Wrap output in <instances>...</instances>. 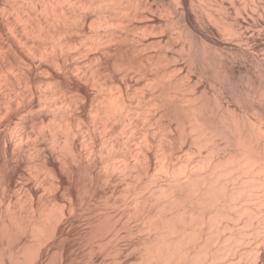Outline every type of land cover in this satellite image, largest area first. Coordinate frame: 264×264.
Returning <instances> with one entry per match:
<instances>
[{
    "label": "bare ground",
    "instance_id": "bare-ground-1",
    "mask_svg": "<svg viewBox=\"0 0 264 264\" xmlns=\"http://www.w3.org/2000/svg\"><path fill=\"white\" fill-rule=\"evenodd\" d=\"M175 1L170 10V0H0V217L48 219L46 229L37 226L54 233L61 217L73 213L96 222L94 233L108 225L117 231L109 217L120 209L105 208L106 186L115 181L120 195L138 194L144 226L157 233L143 240L141 264H194L196 258L199 264H264V87L251 84L245 97L239 92L238 101L253 103L233 112L219 96L211 104L191 96L196 83L172 74L176 39L187 52V73L217 57L223 73L229 71L228 58L194 46L197 37L257 58L254 72L264 76V58L257 56L264 53V0H179L180 8ZM153 14L165 17L139 25ZM188 113L191 132L213 161L180 154L188 163L178 162L170 114L180 137ZM229 143L233 149L220 155ZM15 158L25 168L10 167ZM157 168L166 184L142 194ZM83 175L91 180L84 193ZM154 197L162 198L159 214L149 205ZM171 209L174 221L166 213ZM34 245L22 259L21 250H1L0 264H39L41 246Z\"/></svg>",
    "mask_w": 264,
    "mask_h": 264
},
{
    "label": "rangeland",
    "instance_id": "rangeland-1",
    "mask_svg": "<svg viewBox=\"0 0 264 264\" xmlns=\"http://www.w3.org/2000/svg\"><path fill=\"white\" fill-rule=\"evenodd\" d=\"M175 1V0H174ZM174 1L173 0H170V10H172V7L171 6H173V5H175V3H174ZM177 2L179 1V0H176ZM175 1V2H176ZM172 2H173V4H172ZM177 2H176V4H177ZM164 3V5L166 6V1L165 2H163ZM179 3V2H178ZM159 4H161V6H159L160 8L163 6L162 5V3H159ZM172 4V5H171ZM179 5V6H178ZM177 6L180 8V6H181V4L179 3V4H177ZM170 13L171 14H173L172 13V11H170ZM156 14V13H155ZM155 14H153V15H150V18L151 17H153L154 16V18H151V19H145V20H142V21H139V25H144V24H146L145 23V21L147 22V23H150V21L152 22V21H154V23H157L158 22V20L159 21H161L162 19H164L163 17H165V15H162L161 17L160 16H158V14L157 15H155ZM170 14V16H173V15H171ZM159 17V18H158ZM171 18V17H170ZM158 19V20H157ZM157 20V21H156ZM156 21V22H155ZM142 22H144V24L142 23ZM213 28V27H212ZM212 28H208L209 30H210V34H213V35H215V36H217L219 33L217 32V31H215V28L212 30ZM207 29V28H206ZM208 31V30H207ZM212 31V32H211ZM175 40V39H174ZM178 39H176V41H175V43L173 44V47H174V50L173 51H175L176 53L178 52V54H176L175 56H176V62H174L173 63V65L175 66H178V70H175L174 72H172V74L173 75H175V76H182V75H185V74H187L186 75V77L187 78H189V81L191 82V83H196L195 84V88H194V90L192 91V92H189V94H191V96L192 95H194V96H200V99H201V96H202V98H204V99H208V101L210 102V104L211 103H213L214 102V100L219 96V98H220V100H222L223 101V104H227V106H228V108L230 109V111L232 110L233 112H238L240 109H242L243 107V109H245V106L249 103V105H251L253 102L252 101H250V100H248V103H247V101H244V100H242L241 99V101H242V103H243V101H244V105L241 103V101L239 102L238 101V97L237 96H241L242 94V96L243 97H245L244 96V94H246V93H244V92H247L246 90L249 88V86L251 85V84H254V85H258L257 87L258 88H261V87H264V76L262 75L261 76V74H257L256 72H254L255 71V69H256V66H257V64L255 63V62H257L258 60H257V58H255V57H252V56H249V55H244V54H242V53H240L241 55L238 57V55H239V53L237 54V53H235V52H232V51H229V49L227 48V49H224V47L223 48H220V47H216V46H214L213 44H209L208 45V42L207 41H201L202 39H199V38H195L194 37V46H200L201 45V47H203L204 46V48H205V46L208 48V50L209 49H211V50H209V52L212 54V53H214L213 55H217V56H221V57H226V58H228L229 59V63L227 64L228 66H229V71L231 72H229V71H227L225 74L223 73V71H222V65H221V63H220V61H217V58H213V59H215V60H208V62H206V64L204 63V65H203V67L204 68H206V69H203V67L202 68H199V67H197V68H192L188 73L186 72V70H187V68H188V61H186L188 58H187V54H185V53H187L186 51H183V50H181V46H180V44L182 45V41L179 39L178 41H177ZM196 40V41H195ZM227 40H230V38H228ZM181 41V42H180ZM201 41V42H200ZM180 43V44H179ZM203 43V44H202ZM213 45V46H212ZM196 46V47H197ZM180 47V48H179ZM215 47H216V49H215ZM206 48V49H207ZM215 50H214V49ZM220 48V49H219ZM178 50H180V52L178 51ZM225 50H227V51H225ZM212 51V52H211ZM216 52H218V53H216ZM261 52H264V51H261ZM234 53H235V55H234ZM258 53V59H262V58H264V53L262 54V53H260V52H257ZM185 54V55H184ZM219 54H224L223 56L222 55H219ZM180 55V56H179ZM230 55V56H229ZM242 56L244 57V58H242ZM185 57V58H184ZM215 57V56H214ZM232 57V58H231ZM261 57V58H260ZM232 60H231V59ZM235 60H234V59ZM251 58H253V59H251ZM227 59V60H228ZM219 60V59H218ZM255 60H257V61H255ZM210 61V62H209ZM186 62V63H185ZM212 62V63H211ZM219 62V63H218ZM231 62V63H230ZM253 62V63H252ZM211 64V66H210V64ZM185 64V65H184ZM255 64V65H254ZM172 65V66H173ZM205 65H206V67H205ZM209 65V67H208V69H207V66ZM218 65H220V66H218ZM228 66H226V67H228ZM255 68H254V67ZM199 68V69H198ZM212 68V69H211ZM219 68V69H218ZM251 68H253V69H251ZM177 69V68H176ZM181 69V70H180ZM201 69V70H200ZM215 69H216V71H215ZM232 70V71H231ZM203 71V72H202ZM202 72V73H201ZM219 72V73H218ZM201 73V74H200ZM226 75H227V77H226ZM230 76V78H229V76ZM225 77V78H224ZM229 78V79H228ZM253 79V80H252ZM254 81V82H253ZM237 82V83H236ZM247 82V83H246ZM213 84H214V86H213ZM246 84V85H245ZM249 84V85H248ZM263 85V86H262ZM246 86V87H245ZM248 86V87H247ZM236 87V88H235ZM242 87H244V88H242ZM238 88V89H237ZM242 88V89H241ZM216 89V90H215ZM146 90V92L148 93V91H150V90H148V89H144V91ZM148 90V91H147ZM219 90V91H218ZM236 92V93H235ZM239 92H241L242 94H240ZM219 93V95H217ZM236 94V95H235ZM217 95V96H216ZM214 96V97H213ZM235 96H236V98H235ZM241 96V97H242ZM192 99V98H191ZM244 99H246V98H244ZM237 100V101H236ZM247 100V99H246ZM239 102V103H238ZM246 102V103H245ZM251 102V103H250ZM189 103H190V97H187V101L185 102V104H184V106L186 105H189ZM239 104V105H238ZM241 105V106H240ZM248 105V106H249ZM185 106V107H186ZM243 106V107H242ZM247 106V107H248ZM240 107V108H239ZM249 108V107H248ZM234 109H235V111H234ZM250 112V115L252 114V112L251 111H249ZM251 116H253V115H251ZM183 128H185V129H183L184 130V133L182 134V135H180V137H179V135H178V130H180L181 129V126H179L178 124L176 125V119L175 118H173V115L172 114H170V129H171V131L172 132H174V134H176V139H175V141H174V151H175V153L176 154H178L177 156H178V159H179V163H181L180 165L181 166H183V164L186 162V159L185 158H187V156H189V157H191V158H193V159H197L198 161H199V158H200V160L202 159V158H204V159H202V160H204L205 162L207 161V160H210V161H213L214 160V155L212 156V154L211 153H209V152H207V150L208 149H206V147L205 146H203V145H199V142L197 141V139H196V137H195V134H193L194 133V131H192L191 129V127H192V122H191V119H189V113H188V117H183ZM190 121V122H189ZM174 124V125H173ZM181 131V130H180ZM193 133H192V132ZM187 133V134H186ZM186 134V135H185ZM185 135V136H184ZM182 136V137H181ZM184 136V137H183ZM195 138H193V137ZM220 137L221 136H219L218 138L220 139ZM221 139H222V137H221ZM219 140V142L223 145L224 143H223V141H224V139L223 140ZM195 140V141H194ZM198 142V143H197ZM226 145V144H225ZM229 146V147H228ZM228 146L226 145L225 147H228V148H230V149H228V148H226L225 149V147L223 148L222 147V149H220V155L222 154H226L227 155V152L229 151V150H232L233 149V145H232V143H229L228 144ZM232 147V148H231ZM228 150V151H227ZM188 151V152H187ZM227 151V152H226ZM207 152V153H206ZM225 152V153H224ZM187 153V154H186ZM191 153V154H190ZM209 153V154H208ZM185 155L186 154V156H181V155ZM193 154V155H192ZM204 154H205V156H204ZM179 155H180V157H185L184 158V160H183V158H181L180 159V157H179ZM209 155H211L212 157H210ZM208 157H209V159H208ZM213 158V159H212ZM188 159V158H187ZM212 159V160H211ZM17 160V161H16ZM196 160V161H197ZM200 162H203V161H200ZM205 162H203V163H205ZM151 166H152V168H155V167H157L156 166V162L152 159L151 160ZM178 163V164H179ZM186 163H188V162H186ZM199 163V162H198ZM11 166L10 167H12V166H14L15 165V168L17 167V168H25L24 167V163L22 164V162H20V160L18 161V159H12V161H11ZM186 165V164H185ZM200 165V166H199ZM199 167H201L200 168V170L202 169V167H203V169L204 170H206L207 169V166H206V163H205V165L204 164H202V163H199ZM21 166V167H20ZM179 166V165H178ZM12 168H14V167H12ZM12 168H10V169H12ZM206 168V169H205ZM218 168H219V166H218ZM220 168H221V166H220ZM202 169V171H204ZM154 173V178H153V180H154V182H152L151 183V186L150 185H148V186H145V187H143V185H142V194L143 193H146L147 194V192H149L150 191V189H151V187H153V186H158L157 184H161V185H163V184H166V182H167V178H166V175H164L165 173L163 172V170H161V169H159V168H157V170H155V172H153ZM82 174V173H81ZM83 174H85V173H83ZM86 175V174H85ZM85 175H83V177L82 176H80L81 178V180H80V182L82 183V184H80V185H82L83 187H81V191L84 193V191L85 190H87V189H84L83 190V188L86 186H88V184H90L91 182V180L90 181H87L89 178H86V177H88V176H86L85 177ZM85 179L84 181H85V183L84 182H82L83 181V179ZM94 181V180H93ZM166 181V182H165ZM79 182V183H80ZM87 182V183H86ZM89 182V183H88ZM96 182V180L93 182V184ZM112 182H113V184H112ZM83 183H84V185H83ZM95 184H97V183H95ZM110 184V185H109ZM107 186H106V188L107 189H105L106 191H107V193H106V197H107V202H106V206L103 204V202L101 203L102 204V206H105V208L108 210V211H110V212H113V210L114 211H117V209H120V210H118L119 212H120V215H116V216H118V217H116L115 215L113 216L112 214H111V216L109 217L110 218V221L113 219L114 221H116V222H118V224H116V226H117V231H116V228H114L112 225H108L107 227H105V228H102L99 232H95L94 233V231H93V226L95 225V223L93 222V221H91V220H89L88 218H85L83 215L80 217V215L79 214H74L73 215V213H72V215L70 214V215H65V216H63V217H61V219L57 222V224H58V226L56 227V229L55 230H53V231H55L54 233L53 232H44V231H42L43 229H46L45 227H46V225H45V227H42V226H44L43 224L45 223V224H50V220H46V219H44V218H42V222H41V220H38L37 218H34V217H32V219H31V217H28V218H24V219H18V218H14L13 217V219L14 220H12V219H9V218H2V217H0V251L1 250H3L4 249V251H6V252H8L9 251V249H11V248H13V250H15V251H17V252H19V250H21L20 251V255L19 256H21V259H22V254L23 253H25L26 252V250H28L29 248H30V250H31V248H32V250H34L35 249V245L34 244H38L39 246H41V248H39V255H38V260H37V262L40 264H45V263H49L48 261H50L51 263L50 264H55V262H56V264H141L142 262H141V258H139L140 256H139V254H140V252L142 251L141 249H143L144 248V246L146 245H144L143 246V248H142V245H143V240H145L146 241V237L147 236H149L150 234H151V236H150V238H153L154 236H157V233L155 232V230L153 231V229L150 231V229H149V231H148V229H147V227H145L144 226V214H142V213H140L141 211L139 210L140 209V205H139V202H136L135 201V197L138 195H134L135 194V192H132L131 190H124V191H122L121 193V195H120V190L118 189V188H120L121 189V183L119 184V183H116L115 181H111L110 183H109ZM112 184V185H111ZM150 184V183H149ZM113 185H115V187L113 186ZM146 185V184H145ZM153 185V186H152ZM97 186H98V184H97ZM150 186V188H148ZM85 187V188H86ZM79 188V186L78 187H76L75 188V191L74 192H76L77 191V189ZM109 188V189H108ZM140 188V189H141ZM146 189V190H145ZM80 191V193H82ZM111 193H110V192ZM130 191V192H129ZM139 191H137V193L139 192ZM143 191H145V192H143ZM118 192V193H117ZM123 192H124V194H123ZM128 193H129V195H128ZM134 193V194H133ZM82 195V194H81ZM112 195V196H111ZM117 195L119 196H121V197H117ZM126 195H128V196H126ZM140 195V194H139ZM126 198V199H128L127 201H126V199H124V197ZM132 196V197H131ZM133 196H135L134 198H133ZM122 197H123V199L124 200H122ZM158 197V196H157ZM160 197H162V196H159V198ZM130 198H131V200H130ZM156 197H154V201L153 200H151V202H149L150 204L149 205H151L152 203H153V205H151V207H152V211H155V208H156V210L158 211V213L157 214H159V206H158V204H159V202H160V200H162V198L161 199H159V198H157V199H155ZM95 199H97V198H94V199H92L91 201H94ZM113 199V200H112ZM118 199H119V201H118ZM164 199V198H163ZM114 200H116V202H114ZM123 201V203H122V201ZM155 200L156 201H158V202H155ZM96 201H98V199L96 200ZM113 201V202H112ZM125 201V202H124ZM132 201V202H131ZM127 202V203H126ZM155 202V203H154ZM96 203H98V202H93V204H96ZM105 203V202H104ZM117 203V204H116ZM92 204V203H91ZM126 204H129L128 206L126 205ZM132 204V205H131ZM133 206V207H132ZM150 207V208H151ZM109 208V209H108ZM132 210H131V209ZM138 208V210H136ZM121 209L123 210V211H121ZM169 210V209H168ZM168 210H166L167 212L166 213H170V216H171V220H173L174 221V219H175V215L173 214V210L171 209V211H168ZM195 211H197V210H195ZM129 212V213H128ZM138 212V213H137ZM129 215H128V214ZM131 213V214H130ZM168 213V214H169ZM173 214V216H172V214ZM195 213H197V212H195ZM140 214V215H139ZM143 216H142V215ZM124 215V216H123ZM128 215V216H127ZM122 216V217H121ZM132 216V217H131ZM120 217V218H119ZM127 217V218H126ZM130 217V218H129ZM174 219H173V218ZM77 218V219H76ZM85 218V219H84ZM108 218V219H109ZM115 218H117L118 220H115ZM4 219H6L5 221H4ZM17 219H18V221H17ZM28 220V221H26V220ZM30 219V220H29ZM76 219V220H75ZM81 219V220H80ZM125 219H127V221L125 220ZM38 220V221H37ZM46 220V221H45ZM78 220V221H77ZM84 220V221H83ZM113 220L111 221V222H113ZM176 220V219H175ZM20 221V222H19ZM39 221H40V223H39ZM94 221H95V219H94ZM109 221V222H110ZM141 223H140V222ZM4 222V223H3ZM10 224H9V223ZM18 222V223H17ZM22 222V223H21ZM49 222V223H48ZM53 222V221H52ZM78 222V223H77ZM92 224H91V223ZM110 222V223H111ZM124 222V223H123ZM143 222V223H142ZM193 222V221H192ZM192 222H191V224H190V222H188V223H186L187 225H188V227L187 228H189V226H191L192 225ZM11 223H12V226H11ZM20 223V224H19ZM33 223H35V224H33ZM37 223V224H36ZM39 223V224H38ZM41 223H42V225H41ZM81 223V224H80ZM1 224H2V227H1ZM3 224H7V225H4L3 226ZM123 224V225H122ZM195 224V223H194ZM194 224H193V226H194ZM17 225V226H16ZM22 225V226H21ZM24 225V226H23ZM26 225V226H25ZM35 225V226H34ZM40 226V227H42V228H38V226ZM61 225V226H60ZM91 225V226H90ZM208 226H211V225H209V224H207ZM8 226V227H7ZM20 228H19V227ZM32 226H34V228L32 227ZM112 226V227H111ZM131 226V227H130ZM196 226H197V224H196ZM207 226V227H208ZM4 227V228H3ZM11 227V228H10ZM28 227V228H27ZM31 227H32V229H31ZM126 227V228H125ZM5 228H7V230L5 229ZM16 228V229H15ZM25 229V230H23V229ZM36 228V229H35ZM118 228H119V230H118ZM129 228V229H128ZM211 229H212V227H210ZM210 228H207V229H209L210 230ZM1 229H4V230H6L7 231V233H6V231H4V230H2L1 231ZM12 229V230H11ZM18 229H20V230H18ZM27 229V230H26ZM38 229V230H37ZM39 229H40V231H42V233H44V234H41L40 235V231H39ZM48 229H50L49 228V226H48V228H47V230ZM59 229V230H58ZM126 229V230H125ZM131 229V230H130ZM15 230V231H14ZM22 230V231H21ZM31 230H33V231H35V232H31ZM89 230H90V232H89ZM104 230H106V231H104ZM112 230V231H111ZM208 230V231H209ZM10 233H9V232ZM13 231V232H12ZM17 231V232H16ZM66 231V232H65ZM88 231V232H87ZM93 231V232H92ZM115 231V232H114ZM31 232V233H30ZM210 232V231H209ZM15 233V234H14ZM18 233V234H17ZM37 233V234H36ZM46 233V234H45ZM53 233V234H52ZM61 233V234H60ZM112 233V234H111ZM144 233V234H143ZM146 233V234H145ZM154 233H156V235L154 234ZM211 233V232H210ZM7 234V235H6ZM32 234V235H31ZM35 234V235H34ZM47 234H49V235H47ZM86 234H90L89 236L87 235L86 236ZM118 234V235H117ZM123 234V235H122ZM152 234H154V235H152ZM10 235H12V236H10ZM16 235V236H15ZM122 235V236H121ZM146 235V236H145ZM161 235V234H160ZM160 235H159V238H160ZM163 235V234H162ZM55 236V237H54ZM83 238H82V237ZM93 236V237H92ZM118 236V237H117ZM143 236H145V239H144V237ZM164 236V235H163ZM10 237H12L13 239H11ZM15 237H17L16 239H15ZM45 237V238H44ZM50 238V239H47V238ZM53 237V238H52ZM60 237V238H59ZM67 237V238H66ZM90 238V240H89V238ZM92 237V238H91ZM97 237V238H96ZM114 237V238H113ZM38 238H40L39 239V241H40V243H37V240L36 239H38ZM45 240H44V239ZM94 238H96V239H94ZM119 238V239H118ZM149 237H147V239H148ZM164 237H161V239H163ZM7 239H10L8 242H7ZM62 239V240H61ZM80 239V240H79ZM84 239V240H83ZM46 240H48V241H46ZM88 242H87V241ZM113 240H115V242L116 243H113L114 241ZM11 241L13 242V243H11ZM35 241V242H34ZM38 241V242H39ZM42 241V242H41ZM54 241V242H53ZM62 241V242H61ZM76 241V242H75ZM79 241V242H78ZM84 241H86V242H84ZM75 242V243H74ZM147 242H148V240H147ZM58 243H59V245H58ZM113 243V244H112ZM146 243V242H145ZM33 244V245H32ZM42 244V245H41ZM64 244V245H63ZM10 245V246H9ZM12 245H13V247H12ZM38 245H36V246H38ZM216 244H214L213 243V245L212 246H215ZM15 246V247H14ZM54 246H56V247H54ZM70 246V247H69ZM86 246V247H85ZM102 246V247H101ZM18 247V248H17ZM25 247L27 248V249H25ZM89 247V248H88ZM119 247V248H118ZM2 248V249H1ZM7 248H9V249H7ZM23 249V251L24 252H22V249ZM34 248V249H33ZM37 248V247H36ZM59 250H58V249ZM140 248V249H139ZM93 249V250H92ZM30 250H28V251H30ZM62 250V251H61ZM89 250V251H88ZM107 250V251H106ZM140 250V251H139ZM90 251H92V253L90 252ZM110 251V252H109ZM67 253V254H66ZM89 253V254H88ZM91 253V254H90ZM113 253V254H112ZM116 253V254H115ZM54 254V255H53ZM61 254V255H60ZM75 255V256H74ZM113 255V256H112ZM117 255V256H116ZM60 256V257H59ZM91 258H90V257ZM53 257H55V258H53ZM195 260H196V262L199 264V259L197 260V258L196 259H192V261L194 262V264H197V263H195ZM154 261V260H153ZM152 261V264H156L155 263V261L153 262ZM69 262H71V263H69ZM218 262V260L216 259V262L215 263H217ZM28 264V263H27ZM176 264V263H175ZM179 264V263H178ZM186 264H192V262H188V263H186Z\"/></svg>",
    "mask_w": 264,
    "mask_h": 264
}]
</instances>
